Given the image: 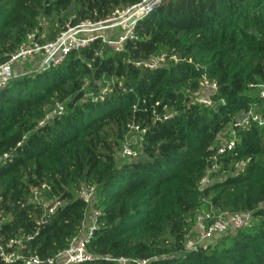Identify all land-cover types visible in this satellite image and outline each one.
Returning a JSON list of instances; mask_svg holds the SVG:
<instances>
[{
    "label": "trees",
    "instance_id": "16d2710c",
    "mask_svg": "<svg viewBox=\"0 0 264 264\" xmlns=\"http://www.w3.org/2000/svg\"><path fill=\"white\" fill-rule=\"evenodd\" d=\"M136 1L0 0V64L33 30L39 42L53 40L67 24L103 20ZM42 17L57 26L45 39ZM135 34L119 53L94 39L59 65L12 75L0 88L1 241L22 237L21 253L42 259L64 249L83 219L77 191L86 183L95 187L100 213L86 245L92 259L79 264H114L118 257L135 264H264V126L239 131L235 150L218 159V172L244 161L240 172L197 189L220 131L263 103L249 85L264 83V0H173L139 21ZM160 52L178 60L154 69L132 64ZM202 73L218 86L208 105L191 100ZM106 79L115 81L101 100L84 97L83 80L95 90ZM56 100L64 113L38 126ZM132 123L145 128L132 144L138 158L117 164L115 151ZM41 183L61 202L43 218L30 200V187ZM209 195L221 211L251 210L254 221L186 250L187 218L207 210Z\"/></svg>",
    "mask_w": 264,
    "mask_h": 264
},
{
    "label": "built area",
    "instance_id": "2783aa9c",
    "mask_svg": "<svg viewBox=\"0 0 264 264\" xmlns=\"http://www.w3.org/2000/svg\"><path fill=\"white\" fill-rule=\"evenodd\" d=\"M173 0H137L135 3L127 4L121 9H115L111 16L96 22L84 20L74 25H66L58 35L49 41L39 42L36 39L37 30H33L27 35L25 42L21 43L18 48L0 64V88L3 87L6 81L13 75L14 66L24 62L25 60L36 63L35 71H46L60 63H62L67 55L73 51L87 47L94 39H99L106 48L112 52L119 53L123 50L125 43L128 40H135V27L139 21L150 15L154 10L161 6L170 3ZM117 27L119 31L111 35L98 33L103 29H111ZM101 56V51L95 53ZM168 60L178 59L174 55H167L166 52H160L142 60H135L132 64L138 68L154 69L163 65ZM199 68L195 64V69ZM115 80H102L98 88L95 90L87 86L86 80H83L82 90L84 97L93 102L101 100L111 89V85ZM199 87H205L209 90L206 97L199 95H191L192 102L208 105L211 103V95L218 90L216 82H211L204 73L199 79ZM258 96L263 103H254L247 110L241 111L228 128L217 135L215 141V151L212 154V162L206 168L205 173L198 180L197 189L202 191L209 183V174L219 171L220 163L218 159L224 154H231L237 145V133L241 130H247L252 126H264V86L258 89ZM65 111L61 101L52 102L46 110L43 118L38 122L41 126L44 122L55 116H61ZM170 115L163 116V119ZM128 131H133L137 139L133 142H126L121 145V155L126 161L135 160L138 158L139 152L132 144H139L142 141V135L145 133V128L136 124H129ZM136 149V150H135ZM7 154H3L6 158ZM238 169L234 174L240 172L244 166V161L236 162ZM50 187L41 183L37 186L30 187V200L36 203L42 209L41 217L53 213L61 202L56 198L47 202L43 199L50 193ZM95 192L94 185L83 183L77 191V197L85 204V212L80 223L79 230L69 239L67 246L47 257L40 258L35 254H22L23 248L22 237L12 239L8 242H2L0 239V259L7 264L14 261H21L23 264H79L92 259V255L86 250V245L96 228V216L100 213L98 208L93 209V220L91 224L86 222V210L90 206ZM48 198V197H47ZM50 198V197H49ZM40 220L37 221V223ZM254 221L251 210L227 212L220 211L213 214L211 210H200L194 216L195 233L200 243L208 241L215 236L224 235L233 232L239 228L245 227ZM31 239V236H26L25 240ZM185 249L194 250L200 244L193 241L191 238H186ZM114 264H135L140 261H134L128 257H118L113 259Z\"/></svg>",
    "mask_w": 264,
    "mask_h": 264
},
{
    "label": "rangeland",
    "instance_id": "374dc122",
    "mask_svg": "<svg viewBox=\"0 0 264 264\" xmlns=\"http://www.w3.org/2000/svg\"><path fill=\"white\" fill-rule=\"evenodd\" d=\"M40 25L42 26L41 29V36L40 39H45V35L49 34L51 31H53L54 29L57 28V26L53 23L51 18H47V17H42L40 20ZM119 31V28L114 27L111 29H103L98 31V33H102V34H108L111 35L114 32ZM36 63H34L33 61H29V60H25L24 62H21L19 64H17L16 66H14L13 69V75H19V74H23V73H28L31 71H35L36 68ZM249 92L251 94H255L256 92H258V89L261 88L262 86H264V83H257V84H252L249 85ZM209 94V90L206 89L205 87H199L193 92V96L194 95H199L202 97H206ZM228 128V126H226L225 128H223L220 133L224 132L226 129ZM135 139H137L136 134L133 133V131H126L124 134V137L122 138V140L119 142V146L115 151V161L117 164L126 161L124 157H122L121 155V145L123 143L126 142H133ZM137 149V148H136ZM135 149V150H136ZM238 169V167L236 166V163L232 164L231 167H229L226 171H221V172H212L209 174V183L207 186L211 185L212 183L216 182V181H222L225 177H227V175L229 174H234L235 171ZM231 193V192H230ZM233 196L238 194V191H232L231 193ZM212 195H209L208 197H206L205 199H203V201L205 202V204L208 206L207 210H211L213 212V214H217L218 212L221 211L220 207L214 206L212 203H210V198ZM97 198V193L95 194L94 192V196L93 199L91 201L90 206L87 208L86 210V222L88 224H91L92 220H93V209L96 208L95 205V201ZM43 199H46L47 202L52 201V198H47V195L43 197ZM202 209H196V211L194 212V214H190L187 218V227H186V238H191L193 241L197 242V244H199L200 242L198 241V238L196 236L195 233V224H194V216L195 214L200 211ZM221 236V235H220ZM185 238V240H186ZM217 238H219V236H215L211 241L216 240ZM185 244V242H184ZM183 244V248L185 249V245Z\"/></svg>",
    "mask_w": 264,
    "mask_h": 264
}]
</instances>
